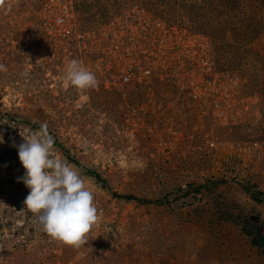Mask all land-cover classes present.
I'll list each match as a JSON object with an SVG mask.
<instances>
[{
  "label": "rangeland",
  "instance_id": "obj_1",
  "mask_svg": "<svg viewBox=\"0 0 264 264\" xmlns=\"http://www.w3.org/2000/svg\"><path fill=\"white\" fill-rule=\"evenodd\" d=\"M71 59L96 88L64 85ZM0 65V264H264L239 185L264 193V0H0ZM43 122L96 187L73 245L24 205L16 146Z\"/></svg>",
  "mask_w": 264,
  "mask_h": 264
},
{
  "label": "clouds",
  "instance_id": "obj_2",
  "mask_svg": "<svg viewBox=\"0 0 264 264\" xmlns=\"http://www.w3.org/2000/svg\"><path fill=\"white\" fill-rule=\"evenodd\" d=\"M62 80L66 87L79 90L96 88L99 83L96 75L77 59L68 61ZM22 137L23 142L16 148L24 169L18 179L29 189L24 205L36 214L37 223L51 238L67 245L86 239L100 214L94 183H86L75 165L54 154L55 141L47 122ZM3 143L0 129V144Z\"/></svg>",
  "mask_w": 264,
  "mask_h": 264
},
{
  "label": "trees",
  "instance_id": "obj_3",
  "mask_svg": "<svg viewBox=\"0 0 264 264\" xmlns=\"http://www.w3.org/2000/svg\"><path fill=\"white\" fill-rule=\"evenodd\" d=\"M71 161L77 164L75 160H71ZM88 174L91 177H94L96 180H101V177L95 171H88ZM216 183L217 182H207L201 187L207 189L210 187L211 184H216ZM239 185L242 191L248 196V198L251 201L255 203L264 204V193L260 191L255 185L250 184L248 182H242ZM123 198L129 201H136L139 203H151L152 202L149 200H142V199H139L133 196H124ZM242 227H243L242 228L243 232L246 234V236L250 237L252 246L257 247L259 249H263V253H264V237L258 232V230H257V233L255 231V229H259V228H256L255 225L251 222L249 223L246 222V224H243Z\"/></svg>",
  "mask_w": 264,
  "mask_h": 264
},
{
  "label": "built area",
  "instance_id": "obj_4",
  "mask_svg": "<svg viewBox=\"0 0 264 264\" xmlns=\"http://www.w3.org/2000/svg\"><path fill=\"white\" fill-rule=\"evenodd\" d=\"M147 72H149V71H147ZM128 80H129V77H128V76H123V77H122V81L126 82V81H128Z\"/></svg>",
  "mask_w": 264,
  "mask_h": 264
}]
</instances>
